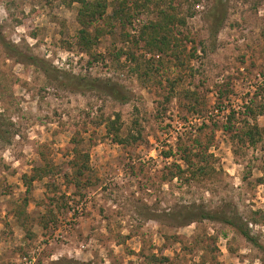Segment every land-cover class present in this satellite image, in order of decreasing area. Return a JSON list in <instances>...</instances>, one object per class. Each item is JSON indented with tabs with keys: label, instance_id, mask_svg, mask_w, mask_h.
Wrapping results in <instances>:
<instances>
[{
	"label": "rangeland",
	"instance_id": "1",
	"mask_svg": "<svg viewBox=\"0 0 264 264\" xmlns=\"http://www.w3.org/2000/svg\"><path fill=\"white\" fill-rule=\"evenodd\" d=\"M67 1L0 0V264H264V138L235 137L245 106L264 127V0H88L104 5L88 50ZM156 8L193 13L165 36L184 47L180 65L138 38ZM92 80L126 100L81 84ZM114 113L136 141L97 124ZM205 146L211 169L191 175L181 151ZM43 166L25 192L21 177ZM187 210L236 217L263 251Z\"/></svg>",
	"mask_w": 264,
	"mask_h": 264
},
{
	"label": "trees",
	"instance_id": "2",
	"mask_svg": "<svg viewBox=\"0 0 264 264\" xmlns=\"http://www.w3.org/2000/svg\"><path fill=\"white\" fill-rule=\"evenodd\" d=\"M150 0H142L141 8H147V6L150 4ZM67 4L76 3L78 5L77 9V22L82 27L78 32L79 34V40L83 44L85 49H89L90 47V36L91 34L87 33L86 28L91 25V23L95 22L101 15L103 14L104 5L98 1L90 2L88 0H68L66 2ZM179 9L173 10V11H164L159 8H156V17L157 22L152 23L148 22L146 25L142 26L138 33L139 40L143 43V47L147 52L155 51L154 53L160 55V54H167L175 60L179 65L180 62V56L178 57L177 54L179 52L184 51V47L182 46L181 51H178V48L176 44L173 43L172 46L170 43V40H168V35H170L169 28L171 26L178 25L179 27H182L185 25V19L192 17L193 13L189 11V9H185L182 15L179 16ZM120 16H123L126 18L125 11L121 8L119 10ZM213 22L211 21L212 25L211 28L213 32H211L212 35L215 34L218 26L220 25V20L217 19L216 16L212 17ZM169 33L167 34V32ZM151 32L153 35H151ZM162 34L159 39H157L156 35ZM165 36H167V40L165 39ZM187 40V39H186ZM191 42V41H187ZM192 49V48H191ZM85 50V51H87ZM195 50L192 49L191 51L187 52L186 59L190 60L194 56ZM89 53V52H87ZM131 56V55H130ZM130 61H135L134 58L131 56L129 58ZM135 71H137V68H135ZM81 84H84V86L88 88H96L103 94L107 95L114 101L123 102L126 100V96L119 90L118 86L114 84H109L107 82H100L96 80L92 81H81ZM245 110L244 115L249 118L250 122H248L246 119L242 120L241 124V132L239 134H236V138L238 140H246L247 143H249L251 146L256 144L258 141H261L262 138H264V127L259 128L254 122V114L250 107H243ZM262 112H264V105L261 106ZM234 117V113L232 111L228 112V115L226 117L225 125L223 126L225 131H229L230 127V119ZM98 125H102L104 128L105 133L111 138L112 142L115 144H124L127 142H134L139 138V133L137 132L134 136L131 133H128L124 138H121L119 135V131L121 128L120 121H119V115L117 113H114L112 115V118H104L99 119L97 122ZM214 129L217 127L215 125H212ZM210 135H212L213 130L210 131ZM211 137V136H210ZM207 146L203 147V149H196L193 152V149L183 150L182 153H187V155L181 159V162L183 165H185V170H189L191 175H205L211 167L208 165V158L211 157L210 154H207ZM76 146H73L71 149L73 153L74 160H80L79 163L74 162L72 163L73 168H75V174L77 176H81L84 171L88 170L87 166V155H80L76 151ZM176 151L180 152L177 148ZM169 156V154H167ZM192 159L194 160V163H192ZM177 170H179V167H175ZM50 170L48 166L38 167L36 169L32 170V174L29 176L23 175L21 177L23 184L25 187V192L28 191L29 185L33 181H39L46 176H48ZM173 177V176H172ZM184 213L190 214L191 216L188 217V221L192 222L195 220H207V221H213V222H219L223 223L229 227H231L233 230H235L241 237H243L247 242L252 244L253 246L259 248L262 250V248L258 245V243L253 239L248 231L245 229V227L242 226L241 223H239L238 219H235L236 217H225V216H219L215 213H211L206 210H197L196 212L192 210H187ZM263 251V250H262ZM264 252V251H263Z\"/></svg>",
	"mask_w": 264,
	"mask_h": 264
}]
</instances>
